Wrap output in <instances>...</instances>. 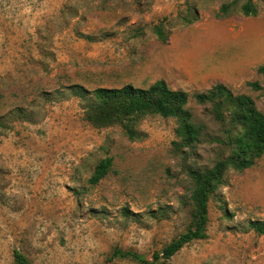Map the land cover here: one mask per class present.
<instances>
[{
    "label": "rangeland",
    "instance_id": "1",
    "mask_svg": "<svg viewBox=\"0 0 264 264\" xmlns=\"http://www.w3.org/2000/svg\"><path fill=\"white\" fill-rule=\"evenodd\" d=\"M231 1L0 0V264H14L15 248L34 264H141L111 256L119 247L152 259L187 230L190 170L228 154L213 139L222 123L192 95L223 83L264 112V0H254L257 15L217 16ZM188 5L202 17L180 24ZM164 18L165 43L153 30ZM158 79L191 95L194 120L209 127L201 142L181 145L177 120L160 115L143 118L136 139L97 126L70 88ZM107 156L110 172L91 184ZM208 202L207 237L167 264H264V234L250 226L264 221V154L229 170Z\"/></svg>",
    "mask_w": 264,
    "mask_h": 264
},
{
    "label": "trees",
    "instance_id": "2",
    "mask_svg": "<svg viewBox=\"0 0 264 264\" xmlns=\"http://www.w3.org/2000/svg\"><path fill=\"white\" fill-rule=\"evenodd\" d=\"M238 0L221 5L217 16L224 17L234 12L244 15H257L259 7L254 0H246L240 6ZM202 17L196 6L188 5L179 15L180 24H191ZM171 21L164 18L154 25L156 37L167 42L170 36L168 26ZM137 34L143 29L137 28ZM93 40V35H85ZM264 72V66L259 68ZM256 89L258 82H250ZM74 93L87 100V118L97 126L120 125L131 139L141 136L137 126L143 118L149 115L174 118L178 122L177 134L183 146H194L209 135V127L205 122L194 120L192 111L187 107L191 95L183 89H174L165 79H158L148 87L135 86L132 83L122 87L99 86L86 89L81 84H72ZM47 92V91H43ZM199 104H210L216 121L223 125L222 134L213 139L223 144L228 154L219 158L212 167L190 170L193 180L192 202L193 217L187 230L165 245L161 251H156L152 259L133 251L116 247L114 258H129L141 264H167L185 245L194 240L207 237L209 222V200L224 182L226 173L233 169L243 171L253 166L264 154V112L256 105L254 98L246 93L235 94L223 83H217L206 92H196L192 95ZM2 123V122H1ZM114 160L112 156L101 159L89 181L98 184L110 172ZM251 228L259 234H264V221L252 220ZM14 264H34L19 248L13 250Z\"/></svg>",
    "mask_w": 264,
    "mask_h": 264
}]
</instances>
